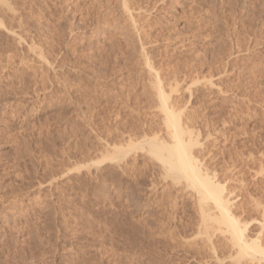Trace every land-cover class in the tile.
Segmentation results:
<instances>
[{
	"label": "rangeland",
	"instance_id": "rangeland-1",
	"mask_svg": "<svg viewBox=\"0 0 264 264\" xmlns=\"http://www.w3.org/2000/svg\"><path fill=\"white\" fill-rule=\"evenodd\" d=\"M263 1L0 0V264H208L195 199L159 162L141 148L123 171L99 162L111 140L160 129L153 57L172 98L174 70L190 85L213 75L188 107L211 126L196 128L205 164L264 200Z\"/></svg>",
	"mask_w": 264,
	"mask_h": 264
},
{
	"label": "bare ground",
	"instance_id": "bare-ground-1",
	"mask_svg": "<svg viewBox=\"0 0 264 264\" xmlns=\"http://www.w3.org/2000/svg\"><path fill=\"white\" fill-rule=\"evenodd\" d=\"M121 1H122V5H123V8H124L123 10H125L124 12H131V11H129L130 10V3L128 2V0H121ZM162 1L164 2V0H162ZM160 2H161V0H160ZM222 2H224V1H222ZM140 3H141V1H140ZM263 3H264V1H263ZM134 5H135V3H134ZM138 6L141 7L140 4ZM10 7H12V6H10ZM152 7H153V5H152ZM262 7H263V5H262ZM133 9H134V7H133ZM133 9H132V11H133ZM8 10H7V12H8ZM242 12H243V10H242ZM128 15H129V13H128ZM130 16H128V17H130ZM10 18L11 17H9V19ZM245 18H247V17H245ZM131 19H133V18H131ZM2 22H0V23H2ZM262 24L263 23H261V25ZM9 28H10V26L8 27V29ZM11 29H13V28L11 27ZM11 29H10V31H11ZM121 31H123V30H121ZM14 34H16V33L12 32V35H14ZM17 35L18 34H16V37H18ZM21 36H23V35H21ZM20 38L21 37L19 36V39ZM260 38H258V39H260ZM19 39L17 38V40H19ZM127 41H128V39H127ZM258 41H260V40H258ZM119 42H120V40H119ZM137 42H138V40H137ZM263 42H264V40H263ZM127 43H129V41ZM237 43H236V45H237ZM127 45L128 44H126V46ZM144 46L145 45H143V47ZM238 48H239V46H238ZM127 49H129V48H127ZM142 49H140V50H142ZM33 54H34V51H33ZM151 56H153V55H151ZM147 57L148 56L146 55V58ZM229 57H231V56H229ZM146 58L144 57V59H146ZM151 58H153V57H151ZM151 58H149L150 60L147 58L149 61L146 60L145 62L148 64V65H146V67L148 66L147 69H149L148 71L152 75V76L151 75L150 76L154 78L153 86L155 87V90L157 92V96L156 97L159 100L158 108L160 109L162 117H163V120L161 118L162 123L160 122L162 124L161 125L162 129H161V126L159 127L160 129H157V130H155V129L158 126H156V127L155 126H150V127H152L151 128L152 130L150 129L151 130L150 133L147 132L146 134H144V133H140L141 130H140V132L138 130L137 133H135V132L133 134H131L130 132H129V134L127 133L128 139H130V140L126 141L127 138L126 139L123 138V139L119 140L120 142H118V139H120L121 136L119 138H117V139L111 140V142L114 141L113 142V148H111V151L109 150V152H107L106 154H103V158L99 162V164H101L103 162H109V163H112V164L113 163L114 164L117 163L116 165H117L118 169H121L123 171L129 165V158H130L131 154L133 153L132 151L133 150L136 151L137 148H141L143 151L146 152V155H148L151 159H153V161L155 159V161L159 162V164L161 166V168H159V169L162 172V176L165 179L169 178V179L172 180V182H173L172 183L173 184L172 188H174L175 186L176 187H180L181 192H184V193L188 192V195L191 196L193 199H195V203H196L195 207H197V209H198L196 213H198V215H199L198 216L199 217V223H197L198 227H199V228H197L198 229V236H199V238L201 236L200 239L202 241H200V243L197 242L195 244V248L194 249L196 250V252H199V254H201L202 250L205 252V253H202V255L205 254V256L208 258V261H206V262H208V264H228V263L229 264H264V206H263V204L261 202V200H263V199H261V200L260 199H253V200H251L252 203L249 201L250 204H248V201L245 200V199H247V198H245L246 196L241 197L242 195L245 194L244 193L245 190L244 191L240 190V192L243 191L244 194L240 195V193L238 192L239 193V195H238L236 193V191H235L237 188H234L235 190L227 189L226 185L223 183L224 181H221L220 180L221 178H218V173L216 172V170L218 172H219V170L215 169V167H213L215 169V172H214V171H212V167H210L211 168L210 169L209 166H208V164H210V163L205 164L207 162V160H208V159L205 160V153H207V152H205L206 149H207V147H205V143H207V142H204V140L206 138L205 139L203 138L204 140H202V138H201L202 134H201V132L199 130H196V128L201 123H203L205 120H207V119H204V118H206V116L204 117V115L203 116L196 115L195 113H198L197 111L194 112L195 115H192L191 111L190 112L188 111L192 107V106L190 107V103H193L192 101H194V98L198 94L197 92H200V91H204L205 92L207 90L209 91L214 86L215 83H213V81H212V78H213L212 76L213 75L211 77L208 75L209 76L208 78H210V79L208 81H206V85H205V82H204V84L199 86V83L195 82L194 80H193V82H195V83H192L190 85V83H187L188 81L187 82L184 81L185 84L187 83L188 85H190L189 87H187L185 84H183V82L181 80H179L180 78L178 76H180L182 74H179L178 71L174 70L171 80L170 79L167 80V83H166L167 85L170 86V88L172 89V92L177 94V95L175 94L177 96L176 98H172L171 97L172 95L170 96V94H167V92L165 90V83L163 82V80H161V78H163V77H160L159 72H158L159 70L157 71V69H155L154 66L151 63H149L151 61ZM141 59H142V57H141ZM43 61L45 62L46 60H43ZM176 70H178V67H177ZM162 71H164V70H162ZM214 72L215 71H213V73ZM149 73H148V75H149ZM187 74H189V73H187ZM224 74H226V73H224ZM185 77L186 76H184V78ZM164 78H165V76H164ZM172 79H173V81H172ZM181 79H182V77H181ZM187 79H188V77H187ZM203 79L204 78H202V80ZM188 80H190V79H188ZM191 82H192V80H191ZM192 86H193V88H192ZM221 92L222 91H220V93ZM206 93H208V92H206ZM185 97H186V100H185ZM185 102H186V105L184 104ZM187 103L189 104V106H188ZM191 105H193V104H191ZM188 107H190V108L188 109ZM195 107H198V106L196 105ZM193 108H194V106L192 107V109ZM211 121H209V122H211ZM223 124H225V123H223ZM205 125L206 124L203 123V125L200 126L201 127L200 129L204 131V129H209L211 127V126L208 125L209 128H207L208 126H205ZM140 126L141 125H139V129H140ZM203 126L206 127V128L202 129ZM137 127L135 128L136 130H137ZM143 127H145V126H143ZM146 127L149 128V126H146ZM153 127H155V128H153ZM161 131H165V134H161ZM206 132H208V131H206ZM217 132H219V131L217 130ZM118 133H120V132H118ZM214 133L216 134L215 131H214ZM141 134L143 136H141ZM138 135H140V136H138ZM123 136H125V134H123ZM132 136L135 137V138L136 137H140L141 139H139V138L138 139H139V141L140 140H142V141H140V142L138 141V143H137V141L136 142L134 141L136 139H132ZM204 137H205V135H204ZM216 140H217V138H216ZM227 140L225 139V142ZM220 143H222V142H220ZM243 146H245V145H243ZM242 150H243V148H242ZM210 154H211V152H210ZM246 156H248V155H246ZM207 157H208V155H207ZM242 157H243V155H242ZM248 157H250V154H249ZM252 158H253V156H252ZM131 159H133V158H131ZM253 159H255V158H253ZM253 161H255V160H253ZM104 166H106V164ZM213 166H214V164H213ZM218 167H219V165H218ZM107 169H109V168H107ZM233 169H234V167H233ZM227 171H229V170H227ZM111 172H113V171H111ZM219 173H220L219 175H222L221 172H219ZM228 173H226L224 175L226 179H229L228 176H230V175ZM160 176H161V174H160ZM230 178H232V176H230ZM91 180H93V179H91ZM234 182H235V180H234ZM244 184H245V182H244ZM263 193H264V191H263ZM255 195H257V194H255ZM261 197H262V195H261ZM175 199H176V196H175ZM7 202H5V203H7ZM239 202H241V204ZM9 204H10V202H9ZM0 205L2 207V205H4V204H0ZM7 205H8V203H7ZM7 205H5V207ZM245 206L249 210H251L250 211L251 213H248L246 211V207ZM255 214L260 215V216H258V215H256V216H258V218L261 217V220L255 218L254 216H251V215H255ZM256 223L260 224V226H261V227L258 226V227L261 228V229L259 228L260 229L259 232H258L259 229L255 228V230H257V232H256L257 234L253 231V229H254L253 227L256 225ZM202 236L204 237V239H202L203 238ZM195 250H194V252H195ZM205 264H207V263H205Z\"/></svg>",
	"mask_w": 264,
	"mask_h": 264
}]
</instances>
